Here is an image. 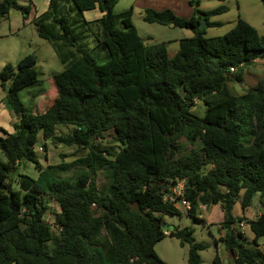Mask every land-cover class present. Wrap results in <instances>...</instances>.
I'll return each mask as SVG.
<instances>
[{
  "label": "trees",
  "instance_id": "1",
  "mask_svg": "<svg viewBox=\"0 0 264 264\" xmlns=\"http://www.w3.org/2000/svg\"><path fill=\"white\" fill-rule=\"evenodd\" d=\"M116 3L49 0L33 17L37 34L64 65L52 76L56 92L44 111L25 105L19 94L37 81L35 54L0 70L15 117L11 132L0 127L6 159H0V264H168L155 251L166 236L188 244L187 262L200 264L199 252L208 245L195 241L192 228L162 227L164 213L182 214L181 200L188 204L185 214L200 222L201 206L219 204L224 233L215 242L232 264H264V76L240 94L229 87L264 57V35L239 17L223 35L205 36L206 27L219 25L210 17L225 5L202 9L200 0H188L189 17L144 8L147 23L193 32L178 39L170 55L166 42L147 44L138 34L132 7L115 13ZM11 9L25 18L31 3L0 0L1 17ZM95 9L101 16L86 19L84 12ZM202 17L207 25L200 30ZM102 52L107 58L100 62ZM197 100L205 106L202 115L193 110ZM57 125L72 130L57 134ZM108 132L111 144H103ZM39 136L41 148L50 142L86 154L43 166L35 150ZM28 162L38 170L36 178L20 172ZM74 166L80 167L75 177H56ZM179 181L182 194L170 200ZM255 195L260 214L233 215L237 201L245 210ZM49 201L59 208L52 211L59 237L51 249ZM243 221L251 240L237 227ZM213 264H223L217 253Z\"/></svg>",
  "mask_w": 264,
  "mask_h": 264
},
{
  "label": "rangeland",
  "instance_id": "2",
  "mask_svg": "<svg viewBox=\"0 0 264 264\" xmlns=\"http://www.w3.org/2000/svg\"><path fill=\"white\" fill-rule=\"evenodd\" d=\"M17 1L23 5L31 3V12L24 18L19 11L11 9L8 16H0V70L6 63H11L15 66L24 55L28 53L35 54L37 58L35 65L37 81L21 89L19 94L25 105L33 106L37 111L42 112L47 108V105L51 102L56 92L52 76L61 71L64 65L53 45L48 40L39 37L36 27L32 22L34 16L46 10L49 0ZM219 5H225L227 10L210 17L211 21L219 22V25L206 27L205 36L213 37L223 35L235 25L239 17L253 25L259 34L264 35V5L261 0H200V8L202 9H211ZM130 7L133 8L132 22L138 34L147 44L166 42L170 55H173L177 51L178 39L189 37L193 33L190 29L147 23L142 19L143 9L146 7L159 10L169 8L178 11L181 17L183 15L189 16L187 10L191 9V6H189L188 0H117L113 11L119 13ZM99 13L98 10H91L84 12V16L86 19L91 20L97 18ZM101 54L99 61L103 62L106 60L107 55L105 52ZM254 64L248 65L243 69L244 79L241 82H229V87L234 93L240 94L245 92L263 78L264 67ZM193 110L195 113L202 115L205 111L203 102L197 100ZM14 120L13 112L5 102V91L0 86V127L10 130L11 123ZM71 130V126L57 125L56 127L57 134L67 133ZM111 136V133L108 132L100 141L103 144H111ZM182 140L184 141V138ZM41 141L42 137L39 136L35 150L43 166L59 163L67 164L86 154V150L78 151L74 146L68 147L62 144L53 145L50 142H47L45 148H41ZM198 146L199 144H195V147ZM0 159L2 161L6 160L1 151ZM78 169H80L79 166H74L67 171H57L55 175L57 178H73L77 175ZM20 172L35 178L39 174L34 164L29 162L25 163L20 169ZM13 187L17 188L18 186L14 183ZM48 203L49 209L46 212V220L51 224L53 237L46 243V247L51 249L59 237V233L53 225L54 214L52 211H58L59 208L56 202L49 201ZM176 205L179 207L184 204L180 202ZM261 209L262 206L259 202V197L255 195L252 199L251 206L245 210H242L240 202L237 201L233 206V215L241 216L245 214L247 218H255L261 212ZM207 212H210L209 218H207ZM200 213L204 216L205 222L197 221L192 216L186 214L177 216L164 213V229L170 230L175 227L192 228L195 241L208 245L207 248L199 252L201 257L200 264H213V257L216 253L223 261V264H232V257L223 244H217L215 242V238L224 233V230L219 228L218 223V219L223 216V211L216 207L212 211H209L206 207H203L199 211ZM242 224L244 226L237 224V227L243 229L247 234L249 232L247 223L243 221ZM259 245L264 251V239L259 240ZM188 248V244L182 245L177 238L171 236H166L155 244L157 255L168 264H189L187 262Z\"/></svg>",
  "mask_w": 264,
  "mask_h": 264
},
{
  "label": "crops",
  "instance_id": "3",
  "mask_svg": "<svg viewBox=\"0 0 264 264\" xmlns=\"http://www.w3.org/2000/svg\"><path fill=\"white\" fill-rule=\"evenodd\" d=\"M95 10H97V9H95ZM157 10H159V9H157ZM171 10H173V9H171ZM176 14H178V15H181V14H179V12L178 11H175V10H173ZM187 12L189 13V16L192 14V8L191 9H189V10H187ZM101 16V13H99L98 14V17H100ZM188 15H183V17H189ZM97 17V18H98ZM193 34V33H192ZM253 63H255L254 65H258V66H263L264 67V57L263 58H261V59H256ZM252 63V64H253ZM251 65V64H250ZM244 79V78H243ZM11 127V126H10ZM6 130V129H5ZM7 131L8 132H11L12 131V128L10 129V130H8L7 129ZM205 208V206H201L200 207V209H199V211L202 209V208ZM214 207H216L217 209H220L221 210V208H220V206H219V204H216V205H212V206H210V207H206L209 211L211 210H213V208ZM179 208H180V210L182 211V214H185V209H184V205L183 206H179ZM258 214H260V213H258ZM207 218H209V215H210V212H207ZM205 215V216H206ZM199 216L200 217H202V218H204V216H202V214L200 213L199 214ZM246 216V215H245ZM205 219V218H204ZM222 219H223V216L221 217V218H219L218 219V223L219 222H221L222 221ZM243 223V222H242ZM239 225H240V223H239ZM244 226V225H243ZM242 227V226H241ZM247 229L249 230V232H247V234L245 233V231L243 230V229H241L244 233H245V235L247 236V238L248 239H252L253 238V234H252V232L250 231V229H249V226H248V224H247ZM219 244V243H218Z\"/></svg>",
  "mask_w": 264,
  "mask_h": 264
},
{
  "label": "built area",
  "instance_id": "4",
  "mask_svg": "<svg viewBox=\"0 0 264 264\" xmlns=\"http://www.w3.org/2000/svg\"><path fill=\"white\" fill-rule=\"evenodd\" d=\"M233 70V68H231ZM183 191V181H179L175 187L172 188V194L170 195V200H174V198L178 195H181ZM185 207H188V204L185 200H181ZM240 225H243L242 222Z\"/></svg>",
  "mask_w": 264,
  "mask_h": 264
},
{
  "label": "water",
  "instance_id": "5",
  "mask_svg": "<svg viewBox=\"0 0 264 264\" xmlns=\"http://www.w3.org/2000/svg\"><path fill=\"white\" fill-rule=\"evenodd\" d=\"M207 23L204 17L200 20V22L197 24V27L202 30L206 27ZM162 227H165V224L162 223Z\"/></svg>",
  "mask_w": 264,
  "mask_h": 264
}]
</instances>
